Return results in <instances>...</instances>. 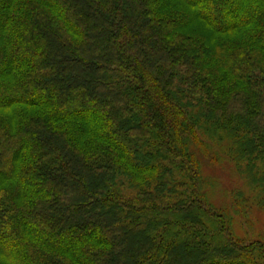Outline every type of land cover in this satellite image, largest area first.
Returning <instances> with one entry per match:
<instances>
[{
	"label": "trees",
	"instance_id": "16d2710c",
	"mask_svg": "<svg viewBox=\"0 0 264 264\" xmlns=\"http://www.w3.org/2000/svg\"><path fill=\"white\" fill-rule=\"evenodd\" d=\"M253 208L264 0H0V264H264Z\"/></svg>",
	"mask_w": 264,
	"mask_h": 264
},
{
	"label": "rangeland",
	"instance_id": "374dc122",
	"mask_svg": "<svg viewBox=\"0 0 264 264\" xmlns=\"http://www.w3.org/2000/svg\"><path fill=\"white\" fill-rule=\"evenodd\" d=\"M220 174L224 173L220 172ZM223 177H225L226 180L227 175ZM236 227L240 235L245 236V234H247L250 237H253L254 235L260 237L261 235L264 237V212L255 208L250 209L247 211L246 215L237 218Z\"/></svg>",
	"mask_w": 264,
	"mask_h": 264
}]
</instances>
